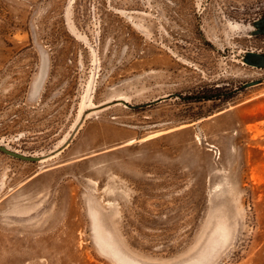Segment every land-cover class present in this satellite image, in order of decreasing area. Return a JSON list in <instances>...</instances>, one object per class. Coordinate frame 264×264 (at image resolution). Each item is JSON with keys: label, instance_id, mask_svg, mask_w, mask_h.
Here are the masks:
<instances>
[{"label": "rangeland", "instance_id": "rangeland-1", "mask_svg": "<svg viewBox=\"0 0 264 264\" xmlns=\"http://www.w3.org/2000/svg\"><path fill=\"white\" fill-rule=\"evenodd\" d=\"M115 249L264 264V0H0V264Z\"/></svg>", "mask_w": 264, "mask_h": 264}, {"label": "bare ground", "instance_id": "bare-ground-1", "mask_svg": "<svg viewBox=\"0 0 264 264\" xmlns=\"http://www.w3.org/2000/svg\"><path fill=\"white\" fill-rule=\"evenodd\" d=\"M131 141H133V140H131ZM104 241V240H103ZM106 241V240H105ZM110 244V243H109ZM112 244V243H111ZM107 247V246H106ZM110 247V246H109ZM114 247V246H113ZM112 247V248H113ZM110 251H111V249H110ZM112 253H114L115 254V256H117L120 260L119 261H123L124 262V264H136V263H134V262H132V261H129V260H127V259H125L121 254H120V252L117 250V249H115V251H113ZM127 258V257H126ZM129 259V258H128Z\"/></svg>", "mask_w": 264, "mask_h": 264}]
</instances>
